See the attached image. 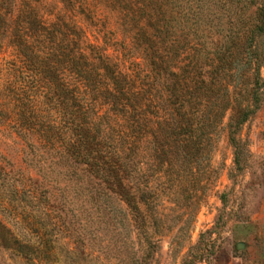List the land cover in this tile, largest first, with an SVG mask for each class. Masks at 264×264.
I'll use <instances>...</instances> for the list:
<instances>
[{
  "label": "rangeland",
  "instance_id": "1",
  "mask_svg": "<svg viewBox=\"0 0 264 264\" xmlns=\"http://www.w3.org/2000/svg\"><path fill=\"white\" fill-rule=\"evenodd\" d=\"M111 1L14 0L0 28V264H125L128 251L142 254L144 264H264V0H171L180 52L207 51L200 58L204 76L221 73L217 85L228 87L227 95L215 90L213 98L230 104L217 118L212 108L211 143L190 165L174 161L158 173L143 164L146 232L138 240L133 234L131 244L113 211L117 201L100 206L95 193V203L85 172L64 159L45 123L33 122L35 79L16 78L19 53L8 40L18 9L31 3L43 22L58 14L70 20L84 46L147 82L141 51L123 32V14ZM229 52L231 64L215 59ZM18 99L27 101L34 128L16 116ZM238 106L251 113L233 141L228 125L240 119ZM131 179L135 188L140 179ZM103 208L112 210V219L103 221Z\"/></svg>",
  "mask_w": 264,
  "mask_h": 264
},
{
  "label": "trees",
  "instance_id": "2",
  "mask_svg": "<svg viewBox=\"0 0 264 264\" xmlns=\"http://www.w3.org/2000/svg\"><path fill=\"white\" fill-rule=\"evenodd\" d=\"M59 1L63 5L74 3ZM13 2L0 0V28L6 25ZM111 2L113 9L123 14V32L141 51L147 82L137 81L108 55L84 46L81 29L70 20L58 14L51 23L43 22L31 3L18 9L8 40L19 53L16 78L35 79L33 122L39 128L45 123L48 139L60 144L64 159L85 172L88 185H92L88 188L94 189L90 197L95 203L98 200L100 206H105L106 202L117 201L118 209L113 211L121 228H128L131 244L146 232L143 164L152 163L158 173L174 161L190 165L203 144L207 147L211 143L206 128L211 124L212 108H216L217 118L230 103L223 97L213 98L215 90L227 95L228 87L217 85L221 73L212 80L204 76L200 58L206 57L207 51L194 49L193 55L180 52L183 44L173 38V17L168 14L171 0ZM191 49L189 45L186 50ZM224 55L225 59H215L231 64L233 53ZM33 100L28 102L33 105ZM18 102L16 116L25 127L34 128L27 116V101ZM238 109L240 119L228 125L229 140L233 141L237 140L240 124L251 113L249 107ZM49 113L54 117H48ZM132 175L140 179L135 188L131 186ZM101 212L103 221L112 219V210L103 208ZM133 234L135 238L131 239ZM127 257L125 264H144L142 254L128 251Z\"/></svg>",
  "mask_w": 264,
  "mask_h": 264
}]
</instances>
